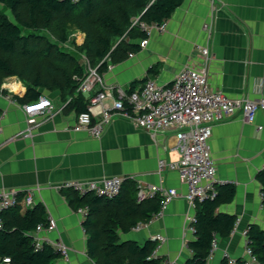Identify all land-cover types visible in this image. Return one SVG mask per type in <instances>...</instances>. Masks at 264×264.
Instances as JSON below:
<instances>
[{"label": "crops", "instance_id": "0c3cea01", "mask_svg": "<svg viewBox=\"0 0 264 264\" xmlns=\"http://www.w3.org/2000/svg\"><path fill=\"white\" fill-rule=\"evenodd\" d=\"M164 23V30L149 26L145 46L119 61L108 60L109 66L101 71L107 86L135 89L148 78L168 83L192 63L205 66L209 86L229 97H264V0H183ZM72 33L74 43L82 44L84 33ZM200 46L208 47L207 58ZM1 87L6 91L0 92V190L21 189L23 194L31 190L34 204L44 205L47 219L55 218V229L33 231L41 239L61 241L67 247L66 255L51 264H96L87 252L82 207L71 204L63 185L111 175L125 176L136 186L142 182L177 190L160 214L142 222L145 225L139 230L132 227L120 236L144 243L161 235L155 255L169 264H185L191 255L188 241L194 238L188 217L195 214V208L185 198L187 185L179 172L159 169L160 159L179 158L177 127L153 134L128 117L116 116L96 137L87 130L73 129L78 113L66 109L70 98L63 99L59 90L42 89L41 94L54 104L53 112L38 115L32 136L23 137L20 134L27 127L23 105L28 102H20L14 95L22 97L26 86L12 75ZM104 103L111 105V97ZM93 112L98 118L100 107L95 106ZM209 143L218 181L234 189L231 199L217 208L235 216L234 228L228 236L216 235L217 245L207 262L222 264L226 253L243 256L249 225L264 228L258 179L264 170V110L257 111L253 122L237 112L214 123ZM22 204L27 207L24 197Z\"/></svg>", "mask_w": 264, "mask_h": 264}, {"label": "trees", "instance_id": "16d2710c", "mask_svg": "<svg viewBox=\"0 0 264 264\" xmlns=\"http://www.w3.org/2000/svg\"><path fill=\"white\" fill-rule=\"evenodd\" d=\"M182 2L0 0V86L7 77L15 75L26 86L22 97L14 95L20 102L37 99L42 89L59 90L63 99L70 98L66 109L78 114L86 111L89 100L78 91L86 75L79 52H84L101 72L107 68L104 57L116 62L137 50V40L148 35L143 24L164 22ZM74 31L85 35L82 44H75L76 50L64 45ZM258 179L264 193V170ZM217 189L214 197L196 203L194 238L188 241L191 255L185 264H207L213 239L216 235L228 236L234 228L235 216L217 210L221 202L231 199L234 189L227 184H218ZM65 194L75 208H87L82 224L88 255L96 264H163L164 258L155 255L157 239L139 243L120 236L136 224L148 222L159 211V195L138 199L137 186L127 180L114 197L93 192L79 194L72 187H66ZM23 197L20 193L14 206L0 211V263L51 264L62 253L49 243L36 247L33 235L38 224H47L46 209L41 203L24 207ZM246 236L257 258L255 264H264V228L253 223ZM5 257L9 261L4 263ZM237 261L245 264L242 257ZM222 264H228L227 258Z\"/></svg>", "mask_w": 264, "mask_h": 264}, {"label": "built area", "instance_id": "2783aa9c", "mask_svg": "<svg viewBox=\"0 0 264 264\" xmlns=\"http://www.w3.org/2000/svg\"><path fill=\"white\" fill-rule=\"evenodd\" d=\"M160 30L165 29V23L154 24ZM144 27L149 26L143 24ZM75 42V41H74ZM71 42V36L65 46L74 49L75 43ZM148 38L140 40V45L145 46ZM204 58L209 56L208 47H199ZM80 63L86 69V75L81 80L78 91L88 98V108L80 112L73 126L74 130H87L91 135L99 137L105 127L116 116H124L132 119L134 123L143 129L156 134L170 127H177V144L179 158L174 161L159 160V169H172L179 172L181 179L187 185L185 198L192 207H196L198 201L207 197H214L217 193V167L211 154L209 139L213 124L232 117L240 112L247 122L255 120L257 111L264 110V97L251 99L248 97L232 98L222 90L213 89L209 86L207 70L205 66L187 64L178 71L168 83L160 84L152 78L146 79L144 84L132 90H125L120 86H107L103 75L92 65L90 59L84 52H79ZM107 60L109 57H104ZM102 60V61H103ZM4 88L0 86V92ZM106 97H111L112 104L104 103ZM100 107V115L94 118L93 108ZM26 113L27 127L21 132V136H32L33 130L38 124V115L53 112L54 104L47 95L40 94L33 101L23 105ZM1 132V126H0ZM126 177L111 175L99 179H88L85 181H68L63 186L76 189L79 194L93 192L107 197L116 196L122 187ZM21 189L0 190V211L14 206L19 201ZM175 188H166L162 185L142 183L137 184L138 199L159 195L161 197L160 214L177 196ZM264 199V193L261 192ZM24 202L27 206L34 204L31 190L24 194ZM81 211L87 213V208ZM195 214L188 217V229L194 233ZM1 224V217H0ZM145 223L136 224L133 229L139 230ZM57 227L55 218L49 216L46 225L38 224L34 231L42 229L53 230ZM160 242L161 235L154 237ZM35 246L41 247L43 243H49L58 249L62 255H66L67 247L61 241L41 239L34 235ZM159 244V243H158ZM217 245L216 238L212 241L211 252ZM228 264H238L237 258L225 254ZM245 264H255L257 258L251 247L246 243L245 252L242 256ZM9 258H4V263ZM1 264V263H0ZM169 264V262H164Z\"/></svg>", "mask_w": 264, "mask_h": 264}, {"label": "rangeland", "instance_id": "374dc122", "mask_svg": "<svg viewBox=\"0 0 264 264\" xmlns=\"http://www.w3.org/2000/svg\"><path fill=\"white\" fill-rule=\"evenodd\" d=\"M73 35V33L71 34V42H74L75 41V36H72Z\"/></svg>", "mask_w": 264, "mask_h": 264}, {"label": "bare ground", "instance_id": "6f19581e", "mask_svg": "<svg viewBox=\"0 0 264 264\" xmlns=\"http://www.w3.org/2000/svg\"><path fill=\"white\" fill-rule=\"evenodd\" d=\"M12 84H13V83H12ZM12 84H11V85H12ZM15 85H16V84H15ZM15 85H12V86L15 87Z\"/></svg>", "mask_w": 264, "mask_h": 264}]
</instances>
